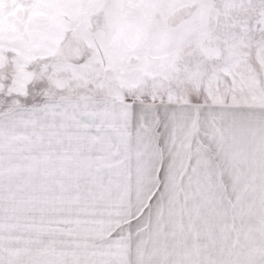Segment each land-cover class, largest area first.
<instances>
[{"label": "snow or ice", "instance_id": "obj_1", "mask_svg": "<svg viewBox=\"0 0 264 264\" xmlns=\"http://www.w3.org/2000/svg\"><path fill=\"white\" fill-rule=\"evenodd\" d=\"M41 2L52 24L38 25L39 47L0 41V264H57L33 247L40 235L79 232L103 243L63 264H144L142 236L177 192L183 159L223 121L249 115L244 107L264 109V0H182L206 9L194 39L182 34L166 67L133 79L100 74L109 0H92L100 14L68 22L61 0ZM50 175L61 207L36 215L50 199Z\"/></svg>", "mask_w": 264, "mask_h": 264}, {"label": "crops", "instance_id": "obj_2", "mask_svg": "<svg viewBox=\"0 0 264 264\" xmlns=\"http://www.w3.org/2000/svg\"><path fill=\"white\" fill-rule=\"evenodd\" d=\"M242 110L249 115L224 121L225 179L263 181L264 109L251 105ZM216 145L217 136L205 141L203 150L191 161L183 159L176 177L177 192L172 197L217 196ZM193 191L196 193H190ZM50 240L57 241L48 235V255L42 259L57 264L82 260L85 253L103 243L97 233L79 232L68 239L64 255L57 260V242L49 245ZM140 247L144 264H261L264 206L164 205L144 232Z\"/></svg>", "mask_w": 264, "mask_h": 264}, {"label": "rangeland", "instance_id": "obj_3", "mask_svg": "<svg viewBox=\"0 0 264 264\" xmlns=\"http://www.w3.org/2000/svg\"><path fill=\"white\" fill-rule=\"evenodd\" d=\"M112 7L108 20L101 29L102 43L97 47L101 76L115 78L122 73L126 79H133L146 71L162 70L170 59V54L180 51L181 36L184 43L194 39L190 33L194 21L201 15L199 5H188L182 0H109ZM58 11L66 22L77 16H96L100 9L92 0H61ZM213 24L216 17L223 16L220 11H212ZM234 15L243 16V12ZM47 20L52 24V13L45 9L41 0H2L0 2V41L5 46L27 45L39 47L41 34L38 25ZM187 51V48L183 49ZM67 63H80L76 56L60 50ZM217 134V196L212 197H171L165 205H215V206H264V180L242 181L226 180L224 175V121ZM222 148V149H221ZM230 159V158H229ZM239 163V161H238ZM228 176V175H227ZM264 177V175L260 176ZM52 178V181H49ZM23 183V182H22ZM49 191V201L35 211L36 215H56L61 205L51 197L59 195L61 186L57 176H49L44 182ZM215 193V191L213 190ZM190 193H196L195 191ZM50 234H41L40 243L34 248L48 247L46 240ZM56 237L57 260L64 255L65 241L71 237ZM74 237V236H73ZM72 248V247H71ZM45 259V258H43Z\"/></svg>", "mask_w": 264, "mask_h": 264}]
</instances>
